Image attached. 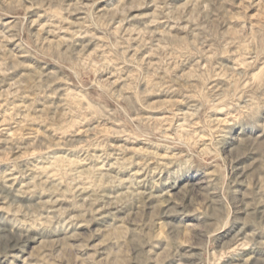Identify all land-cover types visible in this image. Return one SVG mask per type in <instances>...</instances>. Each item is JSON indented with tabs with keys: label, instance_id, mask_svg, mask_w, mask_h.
Instances as JSON below:
<instances>
[{
	"label": "clouds",
	"instance_id": "clouds-1",
	"mask_svg": "<svg viewBox=\"0 0 264 264\" xmlns=\"http://www.w3.org/2000/svg\"><path fill=\"white\" fill-rule=\"evenodd\" d=\"M0 264H264V0H0Z\"/></svg>",
	"mask_w": 264,
	"mask_h": 264
}]
</instances>
